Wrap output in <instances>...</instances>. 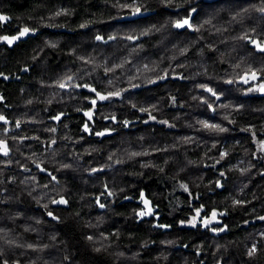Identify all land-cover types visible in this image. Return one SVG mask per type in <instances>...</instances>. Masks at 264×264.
<instances>
[{
	"label": "trees",
	"instance_id": "16d2710c",
	"mask_svg": "<svg viewBox=\"0 0 264 264\" xmlns=\"http://www.w3.org/2000/svg\"><path fill=\"white\" fill-rule=\"evenodd\" d=\"M133 3L134 0H0V15L7 17L0 21V37H19L23 28L30 29L28 34L11 44L0 39V73L3 74L0 75V115L7 121H0V137L5 138L3 141L9 148L8 156L0 155V161L13 160L12 164H0L6 182L0 188H6L4 195H14L19 189L9 182L11 177L19 180L37 173L36 166L31 163L28 164L31 171L24 172L15 163L16 160L21 164L24 161L19 153H13L17 147L25 155L42 151L53 134L41 129L56 128L57 136L67 133L74 138L85 137L77 148L98 140L115 148L146 134V146L167 150L139 159L163 164L165 158L174 157L176 162L166 165L164 173L159 175L154 169H148L140 180L124 177V182L134 183L135 187H129L121 194L116 210L123 215L116 217V222L108 230L122 228L131 233V241L123 237L121 240L122 243H131L133 250L145 237L157 242L166 236L178 238L179 244L167 249L171 252L168 264H183L185 257L189 264H264V221L258 219L264 216V152L258 150L259 141L264 140V97L258 91H249L264 80L249 81L248 84L241 81L249 68L264 69V52L241 39L247 36L264 42V13H245V9L254 10L264 5V0H171L170 3L167 0L163 3L160 0H147L146 3L145 0H135L137 6L144 5L140 13L149 12L150 15L128 19L133 15V8L121 6ZM193 8L196 9L190 19L193 27L175 28V22L188 17ZM58 12L61 14L57 15ZM237 13L242 14L241 18L232 22ZM205 20L210 23L205 24ZM85 22L89 23L81 28ZM152 26L160 31L140 35ZM97 35L107 43L97 41ZM112 35L117 39L109 41L108 37ZM128 35H135L138 39L129 41L125 39ZM52 44L56 47H51ZM109 68L114 70L107 72ZM67 75H73L72 83H87L102 94L119 89L127 91L109 100L98 101L92 109L90 100L95 98L94 93L87 89L65 91L57 86ZM161 76L165 79L158 78ZM130 78L133 84L140 86L130 87ZM149 79L155 83L144 82ZM233 79V83H226ZM201 84L213 88L220 99L216 100L198 87ZM194 96L199 99H192ZM204 100L215 101L213 107L216 111H210ZM131 104L137 107L132 108ZM153 105L156 111L151 110ZM141 108L149 111L142 112ZM90 109L94 115L88 121L83 113ZM110 112L117 113L116 123L102 118ZM59 113H64L61 120H53L52 117ZM149 115L155 120H150ZM177 116L180 119L174 120ZM123 120L131 121L127 129L119 123ZM162 120L169 124L160 123ZM199 120L220 124L228 131L216 133L201 129L197 123ZM86 122L92 133L109 127L118 131L96 138L82 130ZM173 123L176 126L170 127ZM189 124L193 127H188ZM33 136L39 139L29 138ZM183 137H193L194 142L168 148ZM63 143L57 141L53 146ZM221 152L226 156L217 163L214 158H219ZM201 159L203 163L187 164V160ZM249 165V170L242 172ZM234 166L239 170H229ZM181 167L185 170L177 179L188 183L191 195L178 188L173 191L177 181L168 179ZM200 177L203 178L202 185L208 187L192 185V180L201 183ZM47 178L45 172L38 173L41 183ZM218 180L222 187L213 183ZM90 191L97 195L100 192L99 189ZM141 191L150 200L155 215L126 222L125 216L134 209L143 208ZM124 195L132 199L123 200ZM228 197H235L242 203L232 207ZM176 199L181 201L179 206L174 203ZM17 208L21 206L0 204V209ZM197 208L202 209L201 217L210 216L214 209L225 215L218 216L220 223L209 228L199 222L195 227L180 223L187 222ZM154 225L170 227L155 228ZM0 226L12 225L5 221ZM224 226H227L224 232L211 231L213 227ZM58 228L60 238L69 241V252L73 253L71 264H110L105 257L85 248L82 234L75 228L68 225ZM28 239L35 240L36 237L32 235ZM44 242H47L46 238ZM216 244L225 245L227 251L221 248L217 252ZM254 245L257 252L249 257L247 252ZM160 247L155 243L144 251L143 264H149ZM62 252L63 246L46 249L40 255L51 259ZM20 264H24L23 258Z\"/></svg>",
	"mask_w": 264,
	"mask_h": 264
},
{
	"label": "clouds",
	"instance_id": "9594fccd",
	"mask_svg": "<svg viewBox=\"0 0 264 264\" xmlns=\"http://www.w3.org/2000/svg\"><path fill=\"white\" fill-rule=\"evenodd\" d=\"M146 2L147 0H145ZM160 2L163 3L165 0H160ZM167 2L170 3L171 0H167ZM143 6V4H140L138 7ZM130 7H137L135 0ZM248 11L264 13V5L258 9L246 10L245 13ZM241 15V13L234 15L232 22L238 21ZM88 23L85 22L84 24L87 25ZM153 31H160V29L152 26V28L145 29L140 34L149 35ZM236 39H240V37H236ZM237 67H239V64ZM151 81L149 79L144 82L151 83ZM128 84L130 87H133V85L140 86L139 84H133L131 78L128 80ZM202 85H198V87L201 88ZM118 91L122 92L124 89H119ZM192 99L196 100L199 98L194 96ZM172 102L174 104L175 100H172ZM204 103L207 104L208 101L204 100ZM131 107L136 108L137 105L131 104ZM230 107L231 105H228L227 108ZM151 110L156 111V106L153 105ZM116 117V112H110L102 118L110 119L116 123ZM113 118L115 119L113 120ZM175 119H180V117L177 116ZM125 121L128 122L127 125H125ZM33 122L43 123V121ZM119 123L127 129L131 121L123 120L119 121ZM197 123L200 125L199 121ZM169 126L175 127L176 125L173 123ZM187 126L193 127L191 124ZM65 128H67V125H65ZM52 129H41V131L53 134L46 142L47 146L42 151H32L30 154L25 155L17 147L13 153H19L21 159L24 161L23 164H21L20 160L15 161L16 165L22 167L24 172L31 171L28 167L29 163L34 164L38 171L19 180L15 176L11 177L9 182L16 185L19 189L14 195H4L6 188H0V204L21 206V208L15 210L0 209V212H3V215H0V224L7 221L12 225L11 227L0 226V262L2 264H20V260L23 258L24 264H66V261L68 264H71L70 257L73 253L69 252V241L60 238L61 234L58 228V226L68 225L82 234L85 248L94 254L105 257L110 261V264H143L141 259L143 252L155 243H159L161 246L160 251L151 258L149 264H168L171 252L167 251V249L177 246L179 244L178 238H168L166 236L157 242L145 237L139 240L138 247L133 250L131 243H122L121 240L123 237L125 240L131 241L133 239L131 233H126L122 228H116L115 230L108 229L116 222V217L123 215V213L116 210V204L121 199V194L126 193L129 187H135L134 183L128 184L124 182V177L140 180L144 178L145 171L148 169H154L157 175L162 174L165 171L166 165L170 162H176L175 158L167 157L164 159L163 164H158L153 160L145 161L139 159L151 156L153 152L167 150L151 145L146 146L144 143L148 139V135L146 134L136 136L134 139L128 140L115 148L110 143L106 144L100 140L88 142L81 148H77L76 145L81 144L85 140V137L74 138L67 133L63 136H57L55 135L56 131L53 132ZM201 129L203 128L201 127ZM107 130L113 133L118 131L117 128L113 127H109ZM98 132L103 131L95 133L90 131L89 133L96 138L105 136L97 135L96 133ZM29 138L34 140L39 139L37 136ZM3 139L5 138L0 137V140ZM52 141H55V144L57 141H64V143L61 146L54 147ZM193 142V137H183L175 144L169 145L168 148H179L184 144H191ZM86 157L90 159H85ZM214 159L215 162L222 160L221 157ZM12 163V159L0 161V164ZM199 163H203V159L187 160L188 165ZM37 165L40 167H37ZM137 166L139 170H137ZM249 167L251 165L245 167L242 172H247ZM41 168L44 169L43 172L48 177L43 183L38 179V173L41 172ZM184 170L185 168L181 167L177 173L168 177V179L177 181L173 185V191L177 188L184 191L181 185H187V192L191 195L188 183L180 182L177 179L180 172ZM229 170L239 169H235L234 166L233 169ZM3 177L4 173L0 170V185L6 183ZM202 179L200 177L201 183H197L195 180H192L191 183L196 188L201 186L208 187L207 185H202ZM90 189H99V195L90 191ZM240 191L242 192L243 189L241 188ZM97 197H99V200ZM61 199L65 200L66 203H53V201L58 202ZM122 199L131 200L132 197L124 195ZM227 199L231 202L232 207L238 205L235 202L239 200L235 197H228ZM174 203L179 206L181 201L176 199ZM60 206H63V208ZM135 213L136 210L134 209L131 214L125 216V221L135 219ZM17 221H22V223H17ZM153 227L163 228L159 225H154ZM32 235H35V240L28 239ZM45 238L47 239L46 243L44 242ZM61 246H63L62 254L56 255L54 258L45 259L40 255L46 249H59ZM215 247L217 252L221 248L227 251L225 245L216 244ZM30 252L37 255L33 257L29 254ZM9 257H13L14 259H9ZM183 264H189L187 257L184 258Z\"/></svg>",
	"mask_w": 264,
	"mask_h": 264
},
{
	"label": "snow or ice",
	"instance_id": "6c2138e0",
	"mask_svg": "<svg viewBox=\"0 0 264 264\" xmlns=\"http://www.w3.org/2000/svg\"><path fill=\"white\" fill-rule=\"evenodd\" d=\"M122 7H130V5H122ZM246 10L247 9H245V11ZM140 12H141V7L137 6V7L133 8V15L139 14ZM193 12H196L195 8H193L191 10V12H189L188 17L184 18L183 20L176 21L175 24H174V27L177 28V29L184 28L186 26L189 27V28H192L193 26L190 23V19L192 18V13ZM60 14L61 13H59V12L57 13V15H60ZM6 19H7V17L0 15V21H4ZM204 23L208 24V23H210V21L209 20H205ZM86 26L87 25H85V24H81L80 25L81 28H84ZM195 30L198 31L199 28H196ZM29 31H30V29L25 27V28H23L20 31L19 37H12L11 39H9L8 37H0V39L6 40L9 44H11L14 40L19 39L20 37H24L26 34L29 33ZM140 35H143V34H140ZM95 39L97 41H103L104 43H107V41H104V38L102 36H100V35H97L95 37ZM116 39H117V37L115 35H112V36L108 37L109 41L116 40ZM125 39H127L129 41H135V40L138 39V37L135 36V35H128V36L125 37ZM241 39L247 40L248 43L254 45L260 52H264V42L257 41V40H254V39H250L247 36L242 37ZM50 46L54 48L55 44H52ZM115 67H122V65H116ZM113 70L114 69H111V68L106 69L107 72H112ZM0 75H3V74L0 73ZM4 79H7V77L5 76ZM73 79H74L73 75H67L63 80L58 82L57 86L60 89L65 90V91H68L69 89H87L88 92L94 93L95 94V98H92L90 100V103L92 105V109H95L98 101L109 100V99H111L114 96H120L121 95L120 91L109 92L107 94H102L96 88L92 87L91 85H89L87 83H84V84L72 83ZM159 79L162 80V79H165V77L161 76V77H159ZM258 80H264V69L253 70L252 68H249L248 71L244 74V76L241 77V81L243 83H245V84H248L249 81H258ZM109 83H111V81H109ZM151 83H155V81H151ZM226 83L231 84V83H233V81H226ZM133 87H137V86L133 85ZM201 88L204 89V91H206L207 93H209L212 97H215L216 100L220 99L219 95L217 94V92L213 88L208 87L207 85H202ZM124 91H127V90H124ZM249 91L250 92L251 91H258V92L264 94V82L258 83L255 88H250ZM0 99H2V97H0ZM172 100H175V98L173 97ZM214 102L215 101H213L211 103H209V102L207 103L208 104V109L210 111H213V112L216 111V109L213 107V103ZM222 106L225 107V108L228 107V105H222ZM92 109H90L88 111H85L83 113L84 116L88 118V121H91L93 119L94 112H93ZM140 111L148 112L149 110L146 109V108H141ZM63 115H64V113H59V114L53 116L52 119L55 120V121H60ZM114 119L115 118H113V120ZM149 119L150 120H155V117L152 116V115H149ZM225 119H227V117H225ZM0 121H4L5 123L7 122L3 115H0ZM230 122H232V121H230ZM127 123L128 122L125 121V125H127ZM160 123L167 124L168 122L167 121H160ZM199 123H200V125H201V127L203 129H205V130H207L209 132L224 133V132L228 131V129H225L224 127H222L220 124H217V123H210V122H208L206 120H199ZM17 127H19V123L17 124ZM82 130L84 132H90L91 131V128L89 127V124L87 122L83 125ZM52 131L55 132L56 128H53ZM243 131H250V129H243ZM96 134L97 135H106V134H108V130L106 129L105 131L98 132ZM52 144H55V141H52ZM214 147H215V145H214ZM258 150L260 152H264V140L259 141V149ZM8 154H9L8 145L5 143V141L0 140V155L8 156ZM225 156H226L225 152H221L220 153V157L222 159ZM217 163H219V161H217ZM37 167H40V166L37 165ZM40 170H41V172L44 171L43 168H41ZM220 175L223 176L224 173H221ZM181 187L184 189L185 192L188 191L187 185H181ZM216 187H222V184H221V182L219 180L216 181ZM97 199L99 200V197H97ZM140 201L143 204V208L141 210L136 211V213H135L136 217H141L142 218V217L149 216V215H155L154 209L151 206V202H150L149 199H147L145 197V193L143 191L140 192ZM53 203L63 204V203H66V201L61 199L58 202L57 201H53ZM235 203L241 204L242 202L241 201H236ZM194 211H195V214L187 221V224L191 225L192 227H195L197 225V223L199 222L203 227L209 228V226L214 224V223H216V224L220 223V221L218 220V216L225 215V213H223V212H219L218 213L214 209L210 216L201 217V211H202L201 208H197ZM198 218H200L199 221H198ZM258 219L261 220V221H264V216H260V217H258ZM180 223L184 224L185 221H181ZM159 226L163 227V228L169 227V225H159ZM226 227L227 226L219 227V228L213 227V228H211V231L214 232V233L215 232H224L226 230ZM256 252H257V248L254 245L252 248H250L248 250V256L252 257Z\"/></svg>",
	"mask_w": 264,
	"mask_h": 264
},
{
	"label": "water",
	"instance_id": "95a60500",
	"mask_svg": "<svg viewBox=\"0 0 264 264\" xmlns=\"http://www.w3.org/2000/svg\"><path fill=\"white\" fill-rule=\"evenodd\" d=\"M149 15H150L149 12H144V13H139V14H136V15L129 16L128 19H136V18H138L140 16L145 17V16H149ZM259 95L264 97V94H262L260 92H259Z\"/></svg>",
	"mask_w": 264,
	"mask_h": 264
},
{
	"label": "rangeland",
	"instance_id": "374dc122",
	"mask_svg": "<svg viewBox=\"0 0 264 264\" xmlns=\"http://www.w3.org/2000/svg\"><path fill=\"white\" fill-rule=\"evenodd\" d=\"M188 226H191V225H189V224H187Z\"/></svg>",
	"mask_w": 264,
	"mask_h": 264
}]
</instances>
